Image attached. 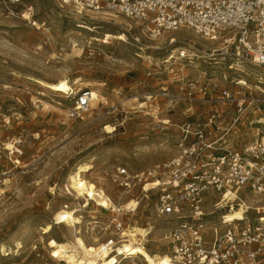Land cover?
I'll list each match as a JSON object with an SVG mask.
<instances>
[{"label": "rangeland", "instance_id": "374dc122", "mask_svg": "<svg viewBox=\"0 0 264 264\" xmlns=\"http://www.w3.org/2000/svg\"><path fill=\"white\" fill-rule=\"evenodd\" d=\"M77 9L73 3L61 5L57 0H0V189H4L0 196V264H39L36 252L41 247L49 250V238L73 237L72 227L56 225L53 217L58 209L66 205L76 209L85 201L68 188L69 175L81 164L92 166L84 177L118 201L121 194L112 179L118 166L137 173L170 158L178 150L183 124L192 122L200 128L207 116V107L179 97L171 83L176 77L173 73L147 76L149 65L160 63L171 52L165 48L141 52L127 36L126 40L106 38L107 32L124 33L136 25L115 12L91 17ZM25 12L41 28L25 20ZM174 36L206 50L220 46L191 30ZM164 39L158 44L163 46ZM235 61L218 56L182 64L189 77L206 70V82L212 87L241 89L243 95L253 97L255 101L247 100L243 113L230 101L212 106L224 111L222 129L238 130L236 141L242 143L264 125V67ZM61 76L69 80L71 91H54L38 82H53ZM162 87H168L173 97L162 95ZM86 88L97 89L101 102L93 101L90 111L78 119L68 117L74 93ZM152 92L160 95L145 97ZM154 105L168 124L156 123L146 114ZM106 125L117 130L109 133ZM11 140L21 152L7 149ZM134 192L124 200H136L140 191ZM149 197L130 213L132 224L157 222L153 215L156 195ZM94 210L90 206L86 213L98 212ZM47 224L53 228L43 235ZM161 235L156 228L149 236L150 248H163ZM18 241L22 248L17 247ZM4 246L13 253L4 255Z\"/></svg>", "mask_w": 264, "mask_h": 264}, {"label": "built area", "instance_id": "2783aa9c", "mask_svg": "<svg viewBox=\"0 0 264 264\" xmlns=\"http://www.w3.org/2000/svg\"><path fill=\"white\" fill-rule=\"evenodd\" d=\"M57 1L61 5L75 4L82 15L115 12L133 21L136 27L129 26L123 35L131 38L141 52L163 48L171 52L160 63L150 64L147 76L173 73L176 77L171 83L179 97L207 107L203 127L192 122L183 124L173 156L137 173L126 166L116 168L112 179L121 194L118 201L108 194L112 204L104 206L84 197L76 208L73 228L93 244L90 258L109 257V262L115 257L111 264H153L144 254L121 252L129 243L130 229L138 226L130 221V213L155 193L153 215L157 222H142L140 227L150 229L143 237L144 246L152 255L165 257V264H264V125L238 143V130L230 133V129H222L224 111L212 107L230 101L243 113L246 101L252 104L255 100L243 95L241 89L212 87L206 82V70L198 77H189L182 64H194L196 58L216 60L228 56L236 63L264 67V0ZM182 30H191L220 46L206 50L194 41L174 36ZM162 37L163 46L158 44ZM162 88V95L173 97L168 87ZM158 93L144 96L152 99ZM92 95L91 88L76 91L67 109L68 117L78 119L90 111ZM134 191H140L137 206H123L122 202H129L124 197ZM90 206L98 212L86 213ZM236 208L243 209V217L230 220L228 214ZM156 228L162 231L164 245L153 249L149 247V236ZM48 249L41 247L36 252L39 264H69Z\"/></svg>", "mask_w": 264, "mask_h": 264}, {"label": "bare ground", "instance_id": "6f19581e", "mask_svg": "<svg viewBox=\"0 0 264 264\" xmlns=\"http://www.w3.org/2000/svg\"><path fill=\"white\" fill-rule=\"evenodd\" d=\"M23 18L25 20H29L34 26L37 28H41V24L35 20L32 17V14L30 12H25L23 14ZM90 28V27H87ZM106 38H114V39H120L125 40L126 37L123 35V33L114 34L111 32H107L105 34ZM81 78H78L75 83H79ZM42 85L46 86L49 89H52L54 91H62V92H69L72 90V86L69 83V80L65 76L59 77L57 80L53 82L38 80ZM240 83H246L244 80H241ZM93 101L96 102V104L101 102L100 98V92L97 89L93 90L92 95ZM144 104V103H143ZM143 104H141V107H143ZM146 114H148L150 117L155 119L156 123H163L168 124L169 120L167 118H161L159 116L160 110L157 106H152L151 109L146 111ZM105 129L109 133H113L117 130L116 127L111 125H106ZM7 149L9 150H16L20 151V149L17 148L15 141H9L7 142ZM15 162H20L19 159H16ZM92 168L91 165L88 163L81 164L78 169L74 172H72L69 175L68 178V188L72 189L76 192L78 198L85 197L88 199H95L98 201L101 205L104 206H110L112 203L108 200V194L105 188L100 187L96 185L95 183L91 182L90 180L86 179L84 177V173L90 171ZM4 194V189H0V196ZM122 205L125 207H135L137 206V201L130 200L129 202H122ZM76 209H68V208H61L58 209L53 217V220L56 224H65L69 227H72L73 237L69 238L68 240H62L59 241L55 237L49 238L47 241V246L52 249L53 255L57 257H62V259H65L69 264H111L116 261V258L113 257L109 262V257H105L101 260H95L91 259L92 257L90 254L92 250H94L93 244H88L85 239L76 233V229L73 228L74 224L76 223V216H75ZM243 209L242 208H236L232 210L228 216L229 219H235L238 217H243ZM53 228V225L47 224L43 230L42 234L47 235L51 232ZM150 232L149 228H144L140 226H134L129 231V243L125 245V249L122 250L121 253L126 252L128 254H144L153 264H165L163 260L165 257H159L157 254L154 256L152 255L148 249L144 246L143 237H146V235ZM17 247L22 248L23 244L22 242L18 241L16 243ZM2 251L4 252V255H10L13 253V250H9V248H6L5 246L2 248Z\"/></svg>", "mask_w": 264, "mask_h": 264}]
</instances>
